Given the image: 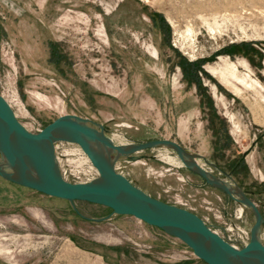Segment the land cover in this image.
Instances as JSON below:
<instances>
[{
	"label": "rangeland",
	"instance_id": "374dc122",
	"mask_svg": "<svg viewBox=\"0 0 264 264\" xmlns=\"http://www.w3.org/2000/svg\"><path fill=\"white\" fill-rule=\"evenodd\" d=\"M0 94L32 132L72 113L115 144L176 142L255 203L264 244V0H0ZM53 151L67 180L98 177L77 144ZM133 155L114 160L133 185L248 242L252 210L171 148ZM0 264L206 263L132 215L0 177Z\"/></svg>",
	"mask_w": 264,
	"mask_h": 264
},
{
	"label": "water",
	"instance_id": "95a60500",
	"mask_svg": "<svg viewBox=\"0 0 264 264\" xmlns=\"http://www.w3.org/2000/svg\"><path fill=\"white\" fill-rule=\"evenodd\" d=\"M56 141L77 144L98 177L88 182L63 179L53 151ZM155 146L171 148L182 165L252 210L254 222L247 243L235 247L213 232L196 213L147 194L115 170L117 157L134 160L138 158L134 153ZM110 151L116 154L112 160ZM0 177L70 203L83 200L108 207L114 214L132 215L179 239L206 264H264V244L258 237L262 216L255 203L237 186L208 172L197 163L196 156L169 139L114 144L102 125L72 113L59 115L32 132L17 119L0 94Z\"/></svg>",
	"mask_w": 264,
	"mask_h": 264
},
{
	"label": "bare ground",
	"instance_id": "6f19581e",
	"mask_svg": "<svg viewBox=\"0 0 264 264\" xmlns=\"http://www.w3.org/2000/svg\"><path fill=\"white\" fill-rule=\"evenodd\" d=\"M110 139V138H109ZM111 140V139H110ZM111 142H112V140H111ZM115 144V143H114ZM118 145H123V144H118ZM109 155H110V159L112 160V159H114L115 158V156H116V154L113 152V151H110L109 152ZM196 161H197V159H196ZM229 188L231 189V190H233L234 189V187H232L231 185L229 186Z\"/></svg>",
	"mask_w": 264,
	"mask_h": 264
},
{
	"label": "built area",
	"instance_id": "2783aa9c",
	"mask_svg": "<svg viewBox=\"0 0 264 264\" xmlns=\"http://www.w3.org/2000/svg\"><path fill=\"white\" fill-rule=\"evenodd\" d=\"M81 150V149H80ZM84 154V153H83ZM85 155V154H84ZM86 156V155H85ZM87 157V156H86ZM88 159V158H87ZM90 162V161H89ZM91 164V163H90ZM91 166H92V164H91ZM93 167V166H92ZM94 168V167H93ZM59 169V168H58ZM95 169V168H94ZM96 170V169H95ZM59 172H60V170H59ZM97 172V171H96ZM60 175H61V177L63 178V179H65V180H67L66 178H64V176L61 174V172H60ZM67 181H69V180H67ZM233 245V244H232ZM235 246V245H234ZM235 247H237V246H235Z\"/></svg>",
	"mask_w": 264,
	"mask_h": 264
},
{
	"label": "trees",
	"instance_id": "16d2710c",
	"mask_svg": "<svg viewBox=\"0 0 264 264\" xmlns=\"http://www.w3.org/2000/svg\"><path fill=\"white\" fill-rule=\"evenodd\" d=\"M197 79V78H196ZM162 201H166V200H164V199H161Z\"/></svg>",
	"mask_w": 264,
	"mask_h": 264
}]
</instances>
